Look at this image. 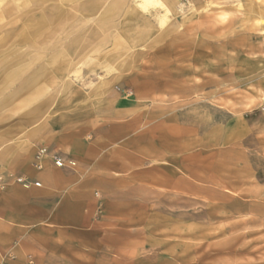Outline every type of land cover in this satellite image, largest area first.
Here are the masks:
<instances>
[{
    "label": "crops",
    "instance_id": "obj_1",
    "mask_svg": "<svg viewBox=\"0 0 264 264\" xmlns=\"http://www.w3.org/2000/svg\"><path fill=\"white\" fill-rule=\"evenodd\" d=\"M22 51L14 58L11 48L0 52V112L37 88L41 75L61 76L77 65L84 74H113L114 81L62 87L0 128V264H177L154 260V209L174 206L179 220L198 221V204L210 203L204 193L216 188L198 170L204 157L209 164L207 158L226 152L240 118L221 110L202 114L198 99H157L167 86L114 85L132 67L134 54L124 65L118 58L109 65L99 54L78 53L66 66L30 68L36 59ZM17 78L19 86L4 94ZM177 89L171 92H186ZM42 146L65 165L47 159L36 170L33 156ZM188 206L194 212L188 214Z\"/></svg>",
    "mask_w": 264,
    "mask_h": 264
},
{
    "label": "rangeland",
    "instance_id": "obj_2",
    "mask_svg": "<svg viewBox=\"0 0 264 264\" xmlns=\"http://www.w3.org/2000/svg\"><path fill=\"white\" fill-rule=\"evenodd\" d=\"M139 1L0 0V52L11 48L14 58L22 48L36 59L30 68L66 66L78 53L124 65L134 54L132 67L114 85L167 86L170 92L157 99H198L202 114L221 110L240 118L226 152L207 158L209 164L204 157L198 166V176L216 187L204 193L210 203L198 204V221L179 220L174 206L155 207L153 256L177 264H264V0H159L163 7L146 11ZM79 66L61 76L41 75L38 97L27 101L35 88L15 99L0 112V128L62 87L113 80V74H84ZM19 81L3 93H12ZM178 87L186 92L173 94ZM141 95L147 99L148 92Z\"/></svg>",
    "mask_w": 264,
    "mask_h": 264
},
{
    "label": "built area",
    "instance_id": "obj_3",
    "mask_svg": "<svg viewBox=\"0 0 264 264\" xmlns=\"http://www.w3.org/2000/svg\"><path fill=\"white\" fill-rule=\"evenodd\" d=\"M50 160L54 166L62 167L65 165V162L60 158L59 154L56 151L49 150L47 147L42 146L37 148L34 156L32 166L36 170H40L43 168L44 160ZM18 182H22V180H18ZM34 186H40L39 183H35Z\"/></svg>",
    "mask_w": 264,
    "mask_h": 264
},
{
    "label": "bare ground",
    "instance_id": "obj_4",
    "mask_svg": "<svg viewBox=\"0 0 264 264\" xmlns=\"http://www.w3.org/2000/svg\"><path fill=\"white\" fill-rule=\"evenodd\" d=\"M139 8L142 10V11H146V10H148V8L150 7V6H156V5H159V6H162L163 7V4L162 3H160V1L159 0H140L139 1ZM159 6H156V7H159ZM151 8H153V7H151ZM165 12H167L166 11V9H165ZM146 14V13H145ZM166 16H163L161 19H160V24L162 25V24H164L165 23V21H166ZM80 31V30H79ZM84 69V68H83ZM86 70V69H85Z\"/></svg>",
    "mask_w": 264,
    "mask_h": 264
}]
</instances>
